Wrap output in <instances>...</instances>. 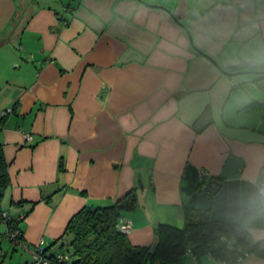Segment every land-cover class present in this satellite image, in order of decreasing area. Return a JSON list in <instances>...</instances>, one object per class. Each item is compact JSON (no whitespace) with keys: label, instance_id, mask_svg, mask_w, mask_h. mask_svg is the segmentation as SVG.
Masks as SVG:
<instances>
[{"label":"crops","instance_id":"0c3cea01","mask_svg":"<svg viewBox=\"0 0 264 264\" xmlns=\"http://www.w3.org/2000/svg\"><path fill=\"white\" fill-rule=\"evenodd\" d=\"M0 144L30 247L131 190L132 245L185 208L264 238V0H0Z\"/></svg>","mask_w":264,"mask_h":264},{"label":"trees","instance_id":"16d2710c","mask_svg":"<svg viewBox=\"0 0 264 264\" xmlns=\"http://www.w3.org/2000/svg\"><path fill=\"white\" fill-rule=\"evenodd\" d=\"M9 184L7 163L0 144V203ZM212 195L211 191L210 199ZM136 205L135 191L131 190L115 203L85 205L78 210L56 240L65 234L71 236L72 252H67L68 260L64 264H184L182 256L187 250L196 259L207 254L218 264H239L238 259L250 253L264 259V238L253 241L236 223L213 221L208 210L197 208L184 209V224L180 228L166 223L155 225L156 243L152 249L132 245L126 233L118 230L117 223L124 211ZM215 228L219 236L215 235ZM229 241L234 242L235 250L228 249Z\"/></svg>","mask_w":264,"mask_h":264},{"label":"built area","instance_id":"2783aa9c","mask_svg":"<svg viewBox=\"0 0 264 264\" xmlns=\"http://www.w3.org/2000/svg\"><path fill=\"white\" fill-rule=\"evenodd\" d=\"M12 108L8 107L1 112L2 116L10 114L12 112ZM31 135H26V140H31ZM205 175L204 171H200L199 176L200 179ZM259 190L261 194L264 196V183L259 185ZM23 216H19L17 218H13L8 210L0 211V220L7 227L4 231V237L8 238L14 248L21 247L24 250H29L32 255V264H64L68 260V254L65 251L60 249H52L49 247L42 246V240L37 246L30 247L28 244L21 239V232L17 228L18 222ZM117 228L119 231L123 233H128L130 229V221L119 219L117 223ZM242 258L238 259V262H241Z\"/></svg>","mask_w":264,"mask_h":264},{"label":"rangeland","instance_id":"374dc122","mask_svg":"<svg viewBox=\"0 0 264 264\" xmlns=\"http://www.w3.org/2000/svg\"><path fill=\"white\" fill-rule=\"evenodd\" d=\"M70 237V234H65L59 241H55L53 245L69 254L72 252L69 245ZM0 242V264H32V255L29 252L24 251L21 247L14 248L6 237ZM182 257L188 258V264H214V261L207 254L196 259L190 252L186 251Z\"/></svg>","mask_w":264,"mask_h":264},{"label":"water","instance_id":"95a60500","mask_svg":"<svg viewBox=\"0 0 264 264\" xmlns=\"http://www.w3.org/2000/svg\"><path fill=\"white\" fill-rule=\"evenodd\" d=\"M209 57V56H208ZM209 58H211V57H209ZM212 59V58H211ZM213 60V59H212ZM214 61V60H213ZM221 70H223L221 67H219ZM214 232H215V235L216 236H219V232H218V229L217 228H215V230H214ZM223 239V238H222ZM227 247H228V249H230V250H235L236 249V247H235V244H234V242H232V241H229L228 243H227Z\"/></svg>","mask_w":264,"mask_h":264}]
</instances>
